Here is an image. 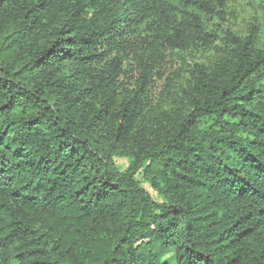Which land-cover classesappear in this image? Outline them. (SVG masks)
I'll list each match as a JSON object with an SVG mask.
<instances>
[{"label":"trees","instance_id":"1","mask_svg":"<svg viewBox=\"0 0 264 264\" xmlns=\"http://www.w3.org/2000/svg\"><path fill=\"white\" fill-rule=\"evenodd\" d=\"M229 1L0 0V264H264V36L148 118Z\"/></svg>","mask_w":264,"mask_h":264},{"label":"rangeland","instance_id":"2","mask_svg":"<svg viewBox=\"0 0 264 264\" xmlns=\"http://www.w3.org/2000/svg\"><path fill=\"white\" fill-rule=\"evenodd\" d=\"M250 32L256 34L257 44H259L260 39L264 36V0H230L226 7L225 21L221 22V26L219 27V38L216 43L218 48L207 50L189 49L186 51L174 50L172 52H167L165 56L166 62L164 64L166 73L169 76H173L176 73L180 75L175 79L169 93L153 102L151 109L152 113L148 115L149 120L156 122L163 121L167 118L180 119L184 117L190 110L188 96L192 86V78L190 75L192 64L198 63L211 66L214 62L224 57V49L227 48L226 41L228 34L243 37ZM161 84L160 82L158 91L162 89ZM211 122L212 119L210 118H202L198 125L200 128H205L209 126ZM116 160L121 167L127 162L126 157H119ZM137 179L140 181L141 185L149 191L154 199H161V197L142 180L140 173L137 174ZM167 258L171 260L172 253H170ZM171 264H173L172 261Z\"/></svg>","mask_w":264,"mask_h":264}]
</instances>
